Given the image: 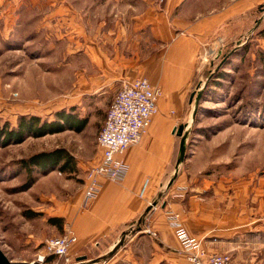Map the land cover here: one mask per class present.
Wrapping results in <instances>:
<instances>
[{
  "label": "crops",
  "instance_id": "1",
  "mask_svg": "<svg viewBox=\"0 0 264 264\" xmlns=\"http://www.w3.org/2000/svg\"><path fill=\"white\" fill-rule=\"evenodd\" d=\"M75 1L0 0V41L29 11L46 8L49 15L66 16L64 25L71 28L65 31V75L72 78V26L79 17L88 24L96 17L90 34L84 21L76 30L82 49L76 91L93 95L113 84V99L122 81L145 77L161 95L141 140L119 156L128 166L125 177H100L96 197L83 208L84 178L54 215L63 220L62 233L70 228L77 236L69 257L99 258L100 264H188L166 218L172 211L208 254L227 253L231 264H264V123H241L235 137L200 138L186 145L178 166L180 136L174 130L186 122V96L202 68L200 49L222 24L244 14L249 0L196 19L175 12L182 0H164L163 7L156 0H96L95 12L93 0ZM96 147L91 166L101 160L97 140Z\"/></svg>",
  "mask_w": 264,
  "mask_h": 264
},
{
  "label": "rangeland",
  "instance_id": "2",
  "mask_svg": "<svg viewBox=\"0 0 264 264\" xmlns=\"http://www.w3.org/2000/svg\"><path fill=\"white\" fill-rule=\"evenodd\" d=\"M163 1L156 0V4L163 7ZM236 1L182 0L175 12L184 10L196 19L199 13L213 12ZM95 2L91 3L93 12L97 11ZM248 5L244 14L222 24L200 49L197 59L202 68L185 101L187 146L200 138L239 136V125L246 121L264 123V0H249ZM29 12L30 17L12 22L9 35L0 41V123L15 127L22 116H37L52 123L58 112H65L74 119H85L87 124L80 132L65 129L30 136L16 144L0 143V249L11 261L100 264L99 258L77 260L70 256L66 261L43 248L45 239L63 234L49 219L59 218L54 215L63 211L71 193L84 183L85 173L97 156L96 136L116 90L112 84L93 95L76 91L82 51L76 42L81 36L78 28L84 21L82 25L90 34L97 27V18H90L93 24L83 17L74 22L73 63L69 66L73 77L66 78L70 47H65V31L71 28L64 25L67 17H54L52 11L49 15L46 8ZM44 20L47 25H43ZM38 21L40 31L36 32ZM257 74L262 75L260 80ZM55 148H64L73 156V169L22 167V159ZM43 254L39 262L37 258Z\"/></svg>",
  "mask_w": 264,
  "mask_h": 264
},
{
  "label": "built area",
  "instance_id": "3",
  "mask_svg": "<svg viewBox=\"0 0 264 264\" xmlns=\"http://www.w3.org/2000/svg\"><path fill=\"white\" fill-rule=\"evenodd\" d=\"M160 95L159 86L151 85L144 77L122 81L96 138L101 150V160L86 172L81 204L83 208L96 197L100 188V177L113 181H120L125 177L128 166L119 156L128 146L141 140L152 117L157 113ZM166 218L188 264H231L227 253L208 254L200 242L184 228L178 214L167 211ZM76 241V234L67 228L63 234L45 239L44 250L47 254L67 261L70 247ZM37 259L42 262L44 254Z\"/></svg>",
  "mask_w": 264,
  "mask_h": 264
},
{
  "label": "trees",
  "instance_id": "4",
  "mask_svg": "<svg viewBox=\"0 0 264 264\" xmlns=\"http://www.w3.org/2000/svg\"><path fill=\"white\" fill-rule=\"evenodd\" d=\"M56 120L52 123H46L37 116H22L18 119L15 127L4 126L0 123V143L3 146L20 143L27 137H39L48 133H55L65 129L81 131L87 123L85 119H74V116L65 112H58ZM23 168L32 166L40 170L60 171L73 169L74 158L64 148H55L50 151H41L32 154L30 157L21 160ZM59 228H62V218L49 219ZM53 256V255H51Z\"/></svg>",
  "mask_w": 264,
  "mask_h": 264
},
{
  "label": "water",
  "instance_id": "5",
  "mask_svg": "<svg viewBox=\"0 0 264 264\" xmlns=\"http://www.w3.org/2000/svg\"><path fill=\"white\" fill-rule=\"evenodd\" d=\"M199 96H200V93L198 92L197 97H196L195 102H194V108H193L192 116L195 113V107L197 105V101H198ZM183 127H184L183 124H181L178 127L174 128V130H176V133L180 136L179 155H178L177 166L181 163V161L185 157V150H186V145H187L188 133H187V130H185V129L183 130ZM177 166H176V168H177ZM125 234L126 233H124L123 235H125ZM0 264H33V263L27 262V261H11L6 257L4 252L0 249Z\"/></svg>",
  "mask_w": 264,
  "mask_h": 264
},
{
  "label": "bare ground",
  "instance_id": "6",
  "mask_svg": "<svg viewBox=\"0 0 264 264\" xmlns=\"http://www.w3.org/2000/svg\"><path fill=\"white\" fill-rule=\"evenodd\" d=\"M185 129V126L183 127V130Z\"/></svg>",
  "mask_w": 264,
  "mask_h": 264
}]
</instances>
